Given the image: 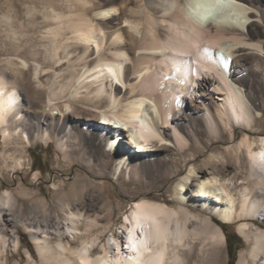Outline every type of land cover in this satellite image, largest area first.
I'll list each match as a JSON object with an SVG mask.
<instances>
[{
    "label": "bare ground",
    "instance_id": "obj_1",
    "mask_svg": "<svg viewBox=\"0 0 264 264\" xmlns=\"http://www.w3.org/2000/svg\"><path fill=\"white\" fill-rule=\"evenodd\" d=\"M71 1L72 22L54 31L50 60L41 61L37 80L43 84L42 74L47 76L48 105L57 113L27 117L31 101L24 102L16 84L0 77V131L7 140L15 138L24 148L36 138L54 137L65 157L74 159L78 139L101 156L127 132L125 141L134 148L123 149L117 171L122 176L131 166L135 180L138 166L164 176L177 163V156L161 153L167 145L148 147L157 137L179 154L193 150V132L196 142L201 132L215 142L227 138L229 156L206 157L201 166L211 170L200 171L195 151L176 192L179 205L135 200L124 216L123 235L112 234L103 243L99 220L88 214L83 199L85 181L72 192L73 201H60L63 219L45 199L43 209L24 215L6 190L0 196V264H6L9 240L3 227L13 224L29 228L37 246L40 262L28 264H184L181 251L191 253L198 245L191 256L195 264H219L226 233L214 216L225 223L238 218L264 222V134L252 130L264 95V40L256 23L264 24L263 0ZM189 101L199 105L189 106V120L178 118L175 111L188 108ZM81 115L87 121L78 120ZM109 125L118 128L113 137ZM239 129L244 136L238 142ZM195 147L204 150L208 144ZM243 162L240 173L252 188L245 185L237 196L217 175ZM17 164L22 165L21 158ZM196 205L203 213L190 207ZM239 231L251 246L240 253L238 264H264V227L246 220ZM75 239L80 240L76 247ZM99 245L101 252L94 254Z\"/></svg>",
    "mask_w": 264,
    "mask_h": 264
},
{
    "label": "rangeland",
    "instance_id": "obj_2",
    "mask_svg": "<svg viewBox=\"0 0 264 264\" xmlns=\"http://www.w3.org/2000/svg\"><path fill=\"white\" fill-rule=\"evenodd\" d=\"M95 1L97 3L101 0ZM203 3L200 2V6ZM262 4L264 7V0ZM73 9L74 1L72 2L71 0H0V77L16 84L24 102L31 101L27 104V110L29 111L27 117H34L42 111L56 112V109H52L48 105L49 85L46 83L47 76L45 77L42 74V79L45 83L39 84L37 80L40 74L38 73L41 68V61L50 60L49 51L53 47L54 31L65 29L70 25L72 22L70 19H72L71 17L74 14ZM69 10H72V12ZM91 13L94 14V12L90 11L88 13L89 16H93ZM68 18L70 19L68 20ZM256 23L259 25L258 29L263 33L264 40V24L261 20L256 21ZM60 38L62 37L60 36ZM249 53L250 51H244L242 55H249ZM94 55L96 56L97 54L94 53L91 57H95ZM64 69H66L65 66L63 67ZM49 70H53L52 67L41 73ZM263 73L264 71L262 75H264ZM262 80L264 82V79ZM258 103L262 110L252 130L256 134L259 132L264 134V95L259 97ZM197 105H199L198 102L189 101L188 108L177 109L175 115L187 121L190 119L189 106L195 108ZM92 116L94 117V115H90V117ZM95 117H99L100 121L103 120L99 113ZM79 119L87 121L82 115ZM94 123L100 124L97 121H94ZM115 126L109 125L112 132L110 137H113L118 131ZM239 131L241 136L238 142L244 136V130L239 129ZM121 135L122 137L117 147L112 152L106 151L101 156L95 155V150L89 144L84 140L78 139L79 148L71 151V156H74V159H67L58 147L54 137L51 140L36 138L30 144L25 143L24 148H21L16 143L15 138L7 140L2 131H0V196L6 190L11 191L16 199V208L23 210L26 216L30 212H34L36 208L43 209L41 200L45 199L46 207L58 212L61 219H63L64 212L60 209V201L62 199L73 201L72 192L82 181H85L84 191L82 192L84 195L83 199L86 200L88 214L96 216L99 220V230L104 232L101 239V243H103L112 234H116L117 237L123 235L124 216L130 212V205L135 200L148 198L177 207L179 202L176 198V192L182 189L181 184L183 181L181 176L185 174L183 171L187 167L188 157L193 155L195 151L198 152H196V159L193 162L200 171L203 169L211 170L207 166H201L206 157L210 155L229 156L226 149L228 141L225 139L227 138L223 142H215L204 132H201L199 133L201 140L196 142L197 135L193 132L191 134L193 150L179 154L173 147L168 145L167 140L157 137V139L148 144V147L156 148L167 145V149H160L161 153L167 158L177 156V163L174 162L170 165V170L167 174L161 176L157 172L154 173L139 168L140 162H138L137 166L140 171L137 170L136 179L138 178V180H135L132 178V176H135V174H132L135 169L131 170V166L127 171L124 169L121 172L122 176H119L120 171H117V165L123 149L125 147L127 149L134 148L125 141L128 133L123 132ZM258 136L255 135L253 137L258 140ZM206 144H208V147L204 150L195 147V145L205 147ZM241 151H244V148ZM34 154L41 158L37 161V167L33 165ZM20 158L22 159V165L17 164ZM105 161L107 163L102 164ZM241 165L243 166L244 162L240 165L233 163L226 171L219 172L217 175L222 180L227 179V184H229L232 193L237 196L242 187L250 184L249 182L244 183L245 176L240 173L242 170ZM197 175L193 179L197 180ZM249 188H252L251 184ZM183 193L186 194L187 192L184 190ZM200 206L190 207L194 212L203 213ZM214 218L216 222L225 223L218 216H214ZM241 219L239 220L238 218L234 222L225 223L228 233H238L243 241L235 261L232 262L233 264H238L240 253L248 251L251 246V242H248L244 235L240 233L239 225L243 221L248 220L264 227L262 220L256 218ZM3 229L9 237L8 243L4 246L5 257L7 256L4 259L6 264L40 262V255L29 228L24 225L13 224L12 226H4ZM79 244L80 240H73L75 247ZM199 247L201 248V245L196 246L195 251L192 250L191 253L187 252L188 249L184 250V252L181 251L185 258L184 264H195V259L191 256L194 252H199ZM28 250L35 255L33 260L29 257ZM100 252L101 246L99 245L95 248L94 254ZM221 256L219 264H231L227 247V234L226 241L222 246Z\"/></svg>",
    "mask_w": 264,
    "mask_h": 264
},
{
    "label": "trees",
    "instance_id": "obj_3",
    "mask_svg": "<svg viewBox=\"0 0 264 264\" xmlns=\"http://www.w3.org/2000/svg\"><path fill=\"white\" fill-rule=\"evenodd\" d=\"M33 156H34L33 165L37 167V161L41 158L38 157L36 154H34ZM217 222L219 223V225L223 227L224 231L227 234V247H228V253H229V258H230L229 261L231 264H233L232 262L235 261L237 252L242 247V242H243L242 237L236 232L228 233L227 229L225 228L226 224L220 221H217Z\"/></svg>",
    "mask_w": 264,
    "mask_h": 264
},
{
    "label": "snow or ice",
    "instance_id": "obj_4",
    "mask_svg": "<svg viewBox=\"0 0 264 264\" xmlns=\"http://www.w3.org/2000/svg\"><path fill=\"white\" fill-rule=\"evenodd\" d=\"M262 155H264V154H262Z\"/></svg>",
    "mask_w": 264,
    "mask_h": 264
}]
</instances>
